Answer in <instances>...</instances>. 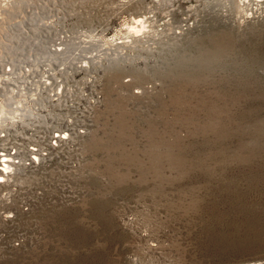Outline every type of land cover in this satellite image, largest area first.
Instances as JSON below:
<instances>
[{
	"label": "rangeland",
	"instance_id": "obj_1",
	"mask_svg": "<svg viewBox=\"0 0 264 264\" xmlns=\"http://www.w3.org/2000/svg\"><path fill=\"white\" fill-rule=\"evenodd\" d=\"M249 3L23 5L38 26L15 25L18 44L54 24L114 48L79 154L51 173L62 188L71 172L69 200L32 214L37 245L0 264H264V0Z\"/></svg>",
	"mask_w": 264,
	"mask_h": 264
},
{
	"label": "built area",
	"instance_id": "obj_2",
	"mask_svg": "<svg viewBox=\"0 0 264 264\" xmlns=\"http://www.w3.org/2000/svg\"><path fill=\"white\" fill-rule=\"evenodd\" d=\"M51 25L49 35L22 37L27 43L4 61L0 78V107L9 109L0 117V261L37 245L32 214L69 200L71 172H61L62 188L51 173L79 154L101 103L100 73L112 58L113 34Z\"/></svg>",
	"mask_w": 264,
	"mask_h": 264
},
{
	"label": "bare ground",
	"instance_id": "obj_3",
	"mask_svg": "<svg viewBox=\"0 0 264 264\" xmlns=\"http://www.w3.org/2000/svg\"><path fill=\"white\" fill-rule=\"evenodd\" d=\"M30 1L31 0H29L28 2H30ZM132 1H135V0H132ZM28 2H26L25 0H0V41H1L0 44H2V43L7 44L5 48L0 46V78H1V80H2V76L5 77V73H3V72L5 71L7 65L9 64V63L8 64H4V61L7 60V57L5 56V54H7L8 56H11V57H15L17 55L15 53H18L19 51H21L20 50L21 43L18 44L17 42H19V41H16V40L14 41L13 40L14 36H18V34H19V32H17V31L14 30V29H16V26L15 25H17V26L20 25L19 27H21V28L24 29V26H25L24 25V22L26 21V22H28L27 24L29 26H32V27L33 26H35V27L38 26V25H35L34 22L33 23H30L29 22V21H33V19H29V12H27L28 13L27 14V13H25V10H23V5L24 4L25 5L28 4ZM5 3L7 4V6H5ZM4 7H6V8H4ZM149 13H153L154 15L148 17V19L149 18L154 19L155 18V12H153L152 10H150ZM19 15L21 16L20 18L18 17ZM4 20L7 21V23L9 24L7 27L6 26L4 27V22H5ZM139 20H142L143 23H145L144 18H140ZM16 21L19 24H16ZM165 24H166V26L167 25H172L170 20H165L163 22V24H161V25H165ZM32 27H30L31 30H32ZM134 27H137V26H134ZM14 31L16 32L15 34H14ZM27 31L28 30H26V32ZM11 34H14V35H11ZM11 36H13V37L11 38ZM130 37L131 36L128 35L125 38H130ZM12 40H13V42H16L17 43V46H14V45H11L10 44V42H12ZM120 43H123V42H120ZM23 44H26V43H23ZM2 53H5V54H2ZM8 110H9L8 107H6L5 112L7 113ZM3 114H4V112H3Z\"/></svg>",
	"mask_w": 264,
	"mask_h": 264
},
{
	"label": "clouds",
	"instance_id": "obj_4",
	"mask_svg": "<svg viewBox=\"0 0 264 264\" xmlns=\"http://www.w3.org/2000/svg\"><path fill=\"white\" fill-rule=\"evenodd\" d=\"M123 3H127L128 0H122ZM157 3H160V0H156ZM255 3L256 4H259V0H255ZM237 4H238V8L240 10H244V6L247 5L248 8H252L254 5L250 4L249 3V0H237ZM5 6H7V4L5 3ZM164 16L167 14L166 11L162 13ZM248 15L251 16V12L249 11L248 12ZM146 19V18H145ZM135 25H139L140 27H131V28H128V33L129 35H133L135 37H140L143 33L147 32L149 29H148V26L146 24H143V21L142 20H135L134 21ZM125 28H127V23H125ZM11 215V214H9Z\"/></svg>",
	"mask_w": 264,
	"mask_h": 264
},
{
	"label": "snow or ice",
	"instance_id": "obj_5",
	"mask_svg": "<svg viewBox=\"0 0 264 264\" xmlns=\"http://www.w3.org/2000/svg\"><path fill=\"white\" fill-rule=\"evenodd\" d=\"M259 2H261V0H259ZM3 154L2 153H0V156H2ZM6 169H4V168H0V172H3V171H5ZM9 171H10V169H8ZM0 183H4V179H3V176H0Z\"/></svg>",
	"mask_w": 264,
	"mask_h": 264
}]
</instances>
